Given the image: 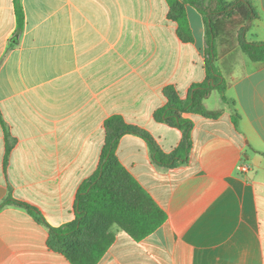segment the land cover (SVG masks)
Wrapping results in <instances>:
<instances>
[{
    "label": "crops",
    "instance_id": "crops-1",
    "mask_svg": "<svg viewBox=\"0 0 264 264\" xmlns=\"http://www.w3.org/2000/svg\"><path fill=\"white\" fill-rule=\"evenodd\" d=\"M248 1L256 17L244 39L264 42V0ZM20 3L15 37L14 0H0V204L11 197L59 228L75 219L77 190L97 170L108 118L145 131L165 154L180 144L154 112L166 87L184 100L204 81L206 28L186 5L193 41L183 42L166 0ZM242 28L216 40L230 102L204 101L221 111L214 120L184 115L193 122L185 164L158 166L143 138L119 140V162L166 221L141 241L114 226L98 264H264V62L242 51ZM48 236L23 209L0 208V264H71Z\"/></svg>",
    "mask_w": 264,
    "mask_h": 264
},
{
    "label": "trees",
    "instance_id": "trees-1",
    "mask_svg": "<svg viewBox=\"0 0 264 264\" xmlns=\"http://www.w3.org/2000/svg\"><path fill=\"white\" fill-rule=\"evenodd\" d=\"M166 1L169 19L177 24L178 35L183 42L193 41L186 17V5L195 8L202 15L206 28L204 81L192 85L184 100L180 99L172 86L166 87L163 90L166 103L154 112L157 122L181 132L180 144L170 154H165L145 131L129 126L119 116H113L104 122L105 141L97 170L77 190L73 221L59 228H52L42 214L28 204L11 197L0 204V208L14 206L23 209L38 224L46 227L49 234L48 249L62 255L71 264H98L115 240L112 232L114 226L134 241H141L166 221L165 213L119 162L116 156L117 145L123 136L134 135L147 142L153 161L158 166L172 169L188 161L193 122L184 118V115L217 119L221 111H208L204 106V101L214 91L219 94L223 103L230 102L226 97V80L215 68L216 40L220 34L228 35L237 25H242L239 33L242 51L252 61L264 62V42L251 43L244 39L248 23L256 17L248 0L230 3L225 0ZM14 4L17 37L24 28V13L20 0H14Z\"/></svg>",
    "mask_w": 264,
    "mask_h": 264
},
{
    "label": "rangeland",
    "instance_id": "rangeland-1",
    "mask_svg": "<svg viewBox=\"0 0 264 264\" xmlns=\"http://www.w3.org/2000/svg\"><path fill=\"white\" fill-rule=\"evenodd\" d=\"M215 68L217 69L216 64H215ZM221 104L222 103L220 101L219 94L216 91L212 92V94L209 97L208 106L211 108H214V107L220 106Z\"/></svg>",
    "mask_w": 264,
    "mask_h": 264
},
{
    "label": "built area",
    "instance_id": "built-area-1",
    "mask_svg": "<svg viewBox=\"0 0 264 264\" xmlns=\"http://www.w3.org/2000/svg\"><path fill=\"white\" fill-rule=\"evenodd\" d=\"M238 170H239L240 172H246V171H247V168H246L245 166H243V165H239V166H238Z\"/></svg>",
    "mask_w": 264,
    "mask_h": 264
}]
</instances>
